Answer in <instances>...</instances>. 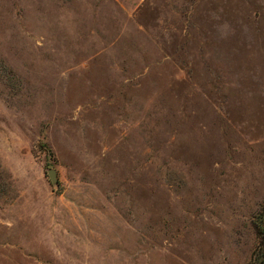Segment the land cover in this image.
I'll list each match as a JSON object with an SVG mask.
<instances>
[{"label":"rangeland","instance_id":"rangeland-1","mask_svg":"<svg viewBox=\"0 0 264 264\" xmlns=\"http://www.w3.org/2000/svg\"><path fill=\"white\" fill-rule=\"evenodd\" d=\"M263 206L264 0H0V264H247Z\"/></svg>","mask_w":264,"mask_h":264},{"label":"trees","instance_id":"trees-1","mask_svg":"<svg viewBox=\"0 0 264 264\" xmlns=\"http://www.w3.org/2000/svg\"><path fill=\"white\" fill-rule=\"evenodd\" d=\"M253 224L257 233V244L247 264H264V206L255 215Z\"/></svg>","mask_w":264,"mask_h":264},{"label":"water","instance_id":"water-1","mask_svg":"<svg viewBox=\"0 0 264 264\" xmlns=\"http://www.w3.org/2000/svg\"><path fill=\"white\" fill-rule=\"evenodd\" d=\"M49 174H50V177L52 179L53 182H57V172L55 169H50L49 170Z\"/></svg>","mask_w":264,"mask_h":264}]
</instances>
